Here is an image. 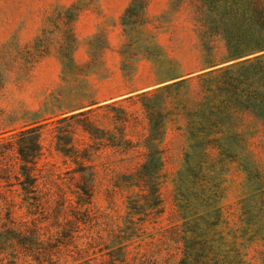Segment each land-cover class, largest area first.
Returning <instances> with one entry per match:
<instances>
[{
  "label": "rangeland",
  "instance_id": "1",
  "mask_svg": "<svg viewBox=\"0 0 264 264\" xmlns=\"http://www.w3.org/2000/svg\"><path fill=\"white\" fill-rule=\"evenodd\" d=\"M131 1L0 0V137L37 124L42 125L43 145L34 170L36 192L26 194L40 196V201L23 203L18 181L13 176L6 180L0 172V264H36L24 258L23 245L36 253L40 240L56 232L72 236L60 239L65 264H162L166 229L175 224L172 181L190 179L188 169L200 162V150L188 148L182 134L169 128L160 180L165 212L149 220L143 214L130 217L128 199L142 204L145 194L124 185L123 176L133 171L135 161L121 162L120 155L91 140L81 125L88 118L94 127L111 128L113 112L72 115L158 87L171 70L186 76L206 68L207 61H220L226 51L222 35L259 30L243 22L233 28L228 17L264 15L240 6L214 16L200 0H149L144 17H132L136 25L125 27L122 16ZM211 17L224 19L221 35ZM196 91L193 81L187 96ZM122 106L129 112L139 109V104ZM257 144L250 158L264 172V140ZM79 155L86 159H77ZM6 156L17 169L15 154ZM84 178L90 180L93 196L90 205L81 206L77 185ZM242 182L243 173L232 172L226 183L224 203L235 214L232 222L237 221L238 200L246 197L242 193L254 194L256 188ZM87 208L94 219L69 226L75 220L72 213L84 217ZM247 253L249 264H264L263 243L251 244Z\"/></svg>",
  "mask_w": 264,
  "mask_h": 264
},
{
  "label": "trees",
  "instance_id": "2",
  "mask_svg": "<svg viewBox=\"0 0 264 264\" xmlns=\"http://www.w3.org/2000/svg\"><path fill=\"white\" fill-rule=\"evenodd\" d=\"M200 2L214 16L240 6L264 15V0ZM148 4L149 0H132L122 16V25H136L131 18L144 17ZM211 18L215 33L221 35L224 19ZM228 19L233 28L243 22L259 30L222 35L224 57L218 62L207 61L206 68L198 72L177 76L175 70H171L161 78L158 87L72 115L86 116L96 109L113 112L111 128L94 127L88 118L81 125L91 140L120 155L121 162L135 161L133 171L123 176L124 185L140 188L145 194L142 204L128 199L130 217L143 214L149 220L165 212L160 180L169 128L182 134L188 148L200 150V162L188 169L192 174L190 179L172 181L175 224L166 229L168 243L162 264H249L247 252L251 244H264V172L256 168L250 158L253 147L264 140V17ZM212 51L211 48L209 52ZM193 81L197 91L194 97H188ZM124 102L131 106L139 104L138 111L129 112L122 106ZM97 104L90 103V106ZM41 129L42 125L30 124L0 137V172L6 180L13 176L18 181L25 192L23 203L41 198L26 195L37 189L34 184L38 177L34 170L43 156ZM56 150L63 153L59 146ZM8 152L15 154L17 169L7 163ZM76 158L85 160L86 155ZM232 172L243 173L241 185L256 187L254 194L242 193L246 197L237 202L236 222L231 221L235 214L230 213V207L224 203L228 192L226 183ZM77 189L78 205H90L93 196L90 180L84 178ZM3 200L6 206H11L9 200ZM72 214L75 219L70 221L72 228L94 219L88 208L83 212L84 217ZM67 236L72 237L56 232L40 240L36 253L23 245V256H29L36 264H65L59 246L60 239ZM153 236L147 237L153 239ZM77 254L82 255V251ZM107 264L116 263L111 260Z\"/></svg>",
  "mask_w": 264,
  "mask_h": 264
}]
</instances>
